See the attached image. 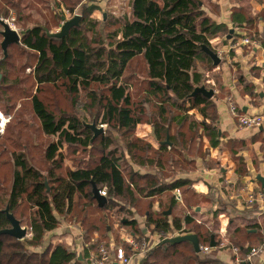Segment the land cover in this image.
Returning a JSON list of instances; mask_svg holds the SVG:
<instances>
[{"label":"trees","instance_id":"1","mask_svg":"<svg viewBox=\"0 0 264 264\" xmlns=\"http://www.w3.org/2000/svg\"><path fill=\"white\" fill-rule=\"evenodd\" d=\"M2 2L12 9L20 7L16 0ZM62 2L70 12L81 7L79 26L71 28L68 37H50L41 26L22 32L21 44L26 47V51L33 52L37 59L33 78L38 88L36 94L31 95L32 110L41 122L45 135L57 137V142L48 147L46 157L60 168L63 165L61 149L65 145H76L84 149L91 146L94 133L85 126L77 113L78 106L83 103H87V109L92 112L98 110L97 120L101 119V125L108 126L110 136L103 137L101 134L94 140L92 146L97 140L104 144L103 149L98 150L97 161L88 167L67 169L65 177H55L52 173L55 186L50 188L45 183L43 173L34 166L27 168L21 156L12 153L13 161L26 169L28 179L14 176L10 190L6 191V175L4 179L0 177V233L12 227L5 213L6 208L9 207L10 213L15 216L14 212L21 206L23 199L32 206L33 212L27 220L15 218L22 227L30 228L33 237L18 240L0 234V264H81L79 260H87L88 250L78 257L61 242H50L41 253H29L27 250L28 247L40 248L45 235L56 230L62 218L78 220L79 214L75 212L76 207L81 208V197L93 203L97 211L118 204V200H125L128 204L127 212L137 207L141 198H165L169 202L167 210L153 214L150 208L145 214L147 222L144 227L150 234L174 231L193 233L198 235L202 246H210L214 236L219 245L218 232L202 231L203 226L187 212L200 207L202 203H217L218 210L214 211L217 219L223 213L222 206L225 208L226 203L217 197L216 192H198L193 187L194 183L201 191H207V187L201 181H194L190 174L198 171V159H205L203 162L207 170L215 169V165L208 164L206 160L212 150L227 152L237 162L235 173L238 181L235 192L239 193L243 187L242 179L249 175L244 153L250 145L260 143V151L264 156V130H260L249 141L227 140L226 134L219 133L221 128L217 101L224 99V94H229L228 89L218 81L219 93L210 99L202 94L193 96V92L198 87L215 90L208 88L210 86L206 75L225 62L222 60L219 66H214L212 58L203 51L202 46L206 45L218 53L212 40L228 37L232 29L249 30L254 21L258 22L261 18L264 21V11L252 15L243 7H234L231 17L233 28H229L224 23H218L204 10L206 6L203 0H129L128 15L120 18L110 15L105 20L103 38L99 31V20L93 17L100 11L94 0L91 4L84 3L85 0ZM4 6L0 5V19L8 15ZM88 33H95L94 36H99V39L89 40ZM256 35L261 40L258 33ZM261 42L264 45V40ZM10 47H20V44H12ZM229 54H234V51ZM8 59V56L4 57L0 63L3 75L0 89L3 92L7 91L6 84L10 80ZM137 59H140L146 76L138 79L134 74L126 78L132 62ZM132 83L136 86L135 94L129 89ZM235 85L241 96L260 99L254 84L243 74L235 78ZM46 92H62L71 110L50 107L44 98ZM7 110L4 115L11 114ZM140 124L153 127L158 148L151 147L146 140L136 136ZM111 130L115 131L119 139L111 135ZM10 136L0 142V159L8 152L4 146ZM168 138L171 145L163 144ZM205 141L209 146L206 147ZM15 146L21 147L17 143ZM127 157L133 166L128 164ZM4 164L0 163V168ZM216 164L219 168V163ZM93 183L99 190H108V203L103 208L94 199ZM176 191L181 192L185 212L181 217L173 216L170 221L165 217L168 209L181 204L176 199ZM196 200L201 204L196 203ZM253 210L259 212L258 205ZM237 218L250 224L235 230L231 244L239 248L247 244L251 247L260 245L261 241L257 237L264 234V222L253 223L256 218L251 219L245 215ZM122 225L132 231L142 232L135 219L123 220ZM90 226L91 232H97L95 221ZM249 230L257 232L250 233ZM240 235H243V239H239ZM95 248L96 244L91 246V249ZM138 264L221 263L216 252L210 255L196 253L191 242L171 245L161 241Z\"/></svg>","mask_w":264,"mask_h":264},{"label":"rangeland","instance_id":"2","mask_svg":"<svg viewBox=\"0 0 264 264\" xmlns=\"http://www.w3.org/2000/svg\"><path fill=\"white\" fill-rule=\"evenodd\" d=\"M20 3L19 9H12L11 7L4 6V2L0 0V5L4 6L6 11H8V15L6 18H1L2 20H5L10 26L17 30L20 35L22 36V32H25L28 29H31L35 26H41L47 33L50 35H56L61 31L62 24V16H65L67 20H71L76 15H80L81 7H76V9L73 12H70L67 8L65 3L62 2V0H16ZM92 0H85L84 3L91 4ZM96 5L100 7V11H97L93 17L99 20L100 28L99 31L102 32V37L104 38V27H105V20L111 15L113 17H123L124 15H128L130 12L129 7V0H94ZM205 3V6L208 10L214 11L215 13L219 14L218 8L219 5L223 6L225 0H203ZM231 3H235L239 0H229ZM242 2V1H240ZM73 2L69 3L72 4ZM248 7V3H245ZM254 12V11H253ZM218 21L219 20L218 18ZM250 28V27H249ZM4 28L0 25V32H2ZM242 31V30H241ZM245 31V30H243ZM247 33H258V35L261 37V40H264V28L262 26H259L257 24V21H254L253 27L249 30H246ZM95 33H88L89 40L99 39V36H94ZM235 37H238L235 35ZM4 38L2 35H0V63L2 60H4V53L2 50V42ZM219 42H216L214 44V47L216 50L220 51L223 50V48L228 49L232 44H234L231 39L226 38H219ZM26 47H24L22 44H20V47H8V60L9 63L8 71L10 80L7 82V91L3 92L0 89V129L1 131L4 128L3 133L0 134V142L2 140L10 136V140L7 141L4 148L6 149L7 154L4 155L2 159H0V163H5L0 168V177L4 179V174L6 175V182H5V189L6 191L10 190L12 180L15 177H25L26 180L28 179L26 169L23 167H20L18 162H14L12 157V153H15V155H20L22 161H24L25 166L27 168L34 166L36 167L41 173L44 175L45 183H47V186L54 187L55 184L52 181V173L55 175V177H65L67 169L75 170L77 168L82 167H88L90 164H93L95 161H97V157L99 155L98 150L103 149V141H96V144L92 146L94 143H90V147L88 149H84L83 147L78 146H71V145H65L64 148L61 149V153L63 156V165H61L60 168L56 167L55 164L52 161H49L46 157L47 149L53 142H57V137H48L45 135V133L42 130L41 122L39 119L35 116L32 110L31 105V95L36 94V90L38 88L37 84L34 81L33 78V72L35 69V65L37 62V59L35 57V54L30 51L25 50ZM243 65H246L247 70H241L239 65H235L234 61L236 59V54H229L228 50L225 51L224 58L226 57L227 60L224 62L222 66H220V69H215L209 73H207L206 78L208 79V88H215L218 89L217 84L218 81L220 83H223L227 85L228 87L230 85H233L232 82L233 79L232 76L235 78L238 77L240 74L245 73L246 77L252 76L253 74H259V77H263L264 70L261 61L262 59L253 53H251L250 49L244 48V50L241 52V55H243ZM32 56H31V55ZM238 62V61H237ZM227 64V65H226ZM259 66H254V65ZM1 65V64H0ZM236 66V67H233ZM245 67V66H244ZM254 68V69H253ZM254 70V72L252 71ZM262 72V73H261ZM136 74V77L138 79L144 78L145 72L144 67L142 68V63L140 62V59L134 60L130 66V68L127 71L126 78L131 77V75ZM0 83L3 78L2 70L0 69ZM228 77V78H227ZM256 77V76H255ZM218 79V80H217ZM134 83V81H133ZM132 83V86L129 88L130 92L135 94L136 93V86ZM43 96V95H41ZM83 96V95H82ZM226 96H229L228 93L224 94V98ZM221 97V96H220ZM222 97V98H223ZM46 103L54 108L59 107L61 109L68 110L70 108L68 100L66 97L62 94V92H55V93H48L44 95ZM83 102V100L81 99ZM14 105V109H12V105ZM202 103V102H201ZM88 104L83 103L80 104L79 107V117L83 121V123L92 124L96 123L98 127L103 126L105 129V132L103 134V137H109L110 133L107 131L108 126L107 125H101V119L97 120V112L98 110H95L92 112V110L87 109ZM9 109L10 111H8ZM8 111L10 115H4V111ZM71 108L69 109V111ZM195 112H190L192 114ZM197 115V113L195 114ZM200 119V116H197ZM22 121L20 122V120ZM10 122V123H9ZM8 124V125H7ZM147 124L138 125L136 129V136L143 137L149 145L153 148H158L159 144L156 141V138L154 136V129L152 126H144ZM14 135V137H13ZM111 135L119 139V137L116 135L114 130H111ZM257 135V134H256ZM99 139V138H98ZM251 139V138H250ZM13 141V143L11 142ZM20 144L21 147L15 146V144ZM119 144V143H118ZM206 147L209 146L208 142L205 141ZM120 146V144H119ZM223 145H221L222 147ZM220 147V148H221ZM92 148H95L94 150ZM223 148V147H222ZM260 148V146H259ZM216 151L211 154V157L216 155ZM261 152V151H260ZM220 153H226V152H220ZM247 155H245L246 160L249 159V162L251 165L248 166L249 175L245 177L244 179L247 180L245 184H248L250 180H256L255 171L257 173H260L263 175V169H261L260 164L264 162V156L261 155L259 158L258 155H256L255 150L252 149V145H250L248 151L246 152ZM262 153V152H261ZM263 154V153H262ZM229 156V155H228ZM210 157V156H209ZM220 164L219 166L223 167L225 169H230L229 166H232L230 163H225L226 160H222V156L218 157ZM202 159H198L197 168L199 166H203V168L206 170L207 165L201 164ZM205 161V159H203ZM208 161V164L215 165L216 172L214 173V176L219 178H223L226 180V178L222 177L221 170L217 168V160L214 158H208L206 159ZM252 160V162H251ZM229 161L233 163V166H237V162L234 161L229 156ZM128 164L132 165V161L129 157H127ZM136 168V167H135ZM134 168V169H135ZM196 168V170H198ZM251 168V169H250ZM137 169V168H136ZM141 170V168H138ZM200 170V169H199ZM199 173L201 171H198ZM212 173V172H211ZM196 172L194 174H190V177L194 179V181L198 182L199 179H203V177L210 179L211 177H208L207 173H204L205 175L198 176L197 177ZM199 175V174H198ZM216 183V182H215ZM28 184V182H27ZM244 185V184H243ZM107 190V189H106ZM108 191V190H107ZM78 197V196H77ZM77 197L75 201H77ZM79 199V197H78ZM80 207H76L75 214H79L78 220L72 219V217H69L67 219L61 220V223L59 227L49 234V236L46 234L44 241L40 248L38 247H28L27 250L29 253L31 252H43L47 249L50 242L56 243L61 242L70 249H72L76 254L79 253L81 250L80 247V241H79V233H82L84 236V239L86 242H91L92 239L96 240V243L101 244L104 243L106 246H109L113 241L115 240L116 245H123L122 241V234L125 232H136L132 231L130 228L125 227L122 225L123 220H132L135 219L138 222V228L140 229L142 226L145 225L147 222V216L145 215L149 209L151 208V212L153 214L160 213L161 211L167 210L169 207V202L167 199L160 200V197H156L154 200H146L145 198H141L137 205V207L132 208V211L130 210L127 212L128 204L125 200H118V204L115 205H109L108 209H104L103 211H97L96 207L93 203H91L87 198H80ZM196 203L201 204L199 201L196 200ZM215 203L214 205H216ZM242 206V207H241ZM5 207V206H4ZM198 208H201L200 211H197ZM239 208V209H237ZM213 204H207L202 203L200 207H194L192 208L191 212H187L189 215L193 216L197 223L203 226L202 231L208 230L212 233L218 234V239L220 237L219 231L221 229V222L222 219L220 218V215L216 217L214 216V210H213ZM168 211H171L170 215H165L166 218H168L170 221H172L173 216L181 217L185 212V205L178 204L174 208L168 209ZM222 211L225 212V219L226 221H233L232 224H226L227 225V232L229 234L230 240L231 238H235V230L240 226H247L250 223L248 221H244L241 219H238V216L245 215L248 218H256V220L253 223H258L259 219L263 220L264 216L259 217L258 213L253 210V208L248 207L245 204H226V207L224 208L222 206ZM33 212L32 206L27 203L25 200L22 199L21 206L14 212L15 216L20 219L27 220L31 213ZM260 213V212H259ZM259 217V219H258ZM260 220V221H261ZM95 221V225L98 227L97 232H91V222ZM225 223V221H224ZM263 222H260L262 224ZM28 229V239H31L33 237L31 230L29 227H26ZM138 233V232H136ZM90 237V238H89ZM258 239L264 240V235L259 234ZM87 239V240H86ZM239 239H243V235L239 236ZM220 240V239H219ZM79 244V247H78ZM253 244V243H251ZM79 257V256H78ZM81 264V260H79Z\"/></svg>","mask_w":264,"mask_h":264},{"label":"built area","instance_id":"3","mask_svg":"<svg viewBox=\"0 0 264 264\" xmlns=\"http://www.w3.org/2000/svg\"><path fill=\"white\" fill-rule=\"evenodd\" d=\"M241 30L242 29H238L236 33L238 37H235L233 40H231L234 44L230 46V50L243 49L246 47L250 49L251 53H254V50L264 51L263 44L257 37L256 33L250 35L249 33L245 32L246 30ZM217 52L219 57L223 60L225 52L218 50ZM262 83V87L264 89V76L262 78ZM226 103L228 105L229 113L232 115V117L237 118L238 126L241 129L258 130L263 127V115L242 114L241 107L238 106L237 102H235L232 97H228L226 99ZM1 129L0 134L4 131V128L2 131ZM226 183V187H224V189L222 188V194H224V197H226L225 199L229 198L230 200H238V202H240L241 204H245L251 208H253L255 205L261 204L259 210L264 209V191L254 189L252 187V184L249 182L248 184L243 185L238 195H230L228 188H230L231 186L234 187L236 184H234L233 186V183H230L229 181H227ZM100 194L105 198L108 197L106 189L100 190ZM176 199L179 203L183 204V199L180 191H176ZM143 226L144 225H142V227ZM141 229V233H123L122 241L124 244L118 246L116 245L115 240H112L113 242L109 246H106L104 243L98 244L96 243L95 239H92L91 242H86L83 234L79 233L81 250L77 255L81 257V254L85 250H88L89 256L87 260L82 261L83 264H138L140 260L145 256V254L149 250L156 247L161 241L180 235H185L180 231L152 235L147 228L143 227ZM219 235L220 244L214 248L211 246L200 245L201 253L209 255L215 250L224 251L230 248L227 237V225L221 226ZM95 244L96 248L91 249V246ZM248 249L249 252L246 255L242 256L239 247H231L232 255H235L234 264H255L257 259H262V257H264V243L255 247H248Z\"/></svg>","mask_w":264,"mask_h":264},{"label":"crops","instance_id":"4","mask_svg":"<svg viewBox=\"0 0 264 264\" xmlns=\"http://www.w3.org/2000/svg\"><path fill=\"white\" fill-rule=\"evenodd\" d=\"M240 1H242V2H240ZM223 3H224L223 6L219 5V7L216 8L219 11L218 15H215L210 10H208L206 7L204 8V10L206 12H208L209 15L211 17H213L218 23H224L229 28H233L231 17H232V11H233L234 7H239V6L243 7L247 12H249L252 15H258L259 13L264 11V0H239L238 3L235 2L234 4L231 3L229 0H225V2H223ZM245 3H248L249 6L247 7ZM218 18L221 21H218ZM261 19H260V21L257 22V24L264 28V21L261 20ZM237 30L238 29L234 30V33H237ZM218 40H219V38L212 40V44L214 45L216 42H219ZM263 48H264V45H263ZM226 50H228V53H230V51H234V55L236 54L235 57H236L238 62L235 60L234 61L235 65L241 64L239 66H240V69L242 71L248 69V68L246 69V65H243V63L241 62V61H243V57L245 56L244 55L245 53H243V55H241V52L244 50V48L243 49L230 50V47H229L228 49L223 48V50H220V51H224L225 52ZM253 52H254L253 54L258 55L262 59L261 64H262V66L264 68V51H260V50L255 51L254 50ZM223 60L226 61L227 58L225 57ZM254 66H259V65L256 64ZM233 67H236V66H233ZM218 68H220V67H218ZM218 68H216V69H218ZM248 71H249V69H248ZM262 72H264V70ZM244 76L246 77L245 73H244ZM231 78L234 81V82H232L233 85H230L228 87L227 85L224 84V87L226 89H228V91H229V94H228L229 96H226L224 99H219V101H217L218 113H219V116H220V128H221L219 133H220V135L222 133L226 134L227 140L228 139H246L247 141H249V139L254 137L260 131L261 128H263V130H264V125H263V127H261L258 130H256V129H252V130L251 129L250 130L249 129H241L238 126L237 118L232 117V115L229 113L228 105L226 103V99L228 97H232L235 100V102H237L238 106L241 107L242 114L263 115V117H264V89L262 87V85H263L262 78L263 77H255L254 74L252 76L250 75V76L246 77L247 80H249L251 83L254 84L256 93L260 94V99L259 100H252L248 96H246V97L241 96L240 92L238 91V89H237V87L235 85V76L234 77L232 76ZM214 91L217 94L219 93V91H217L216 89ZM140 125H142V124H140ZM144 126H150V125H144ZM140 138L143 139V137H140ZM259 146H260V143H256L254 145L252 144V149L255 150L256 155H258V157L260 158L261 155H263V154L260 152ZM213 152H214V150L211 151V154ZM244 155H247V153L245 152ZM219 156L220 157L222 156V160H226L225 163H223V164L230 163L232 165V166H229L230 169H225L224 168L225 165H223V167H221V166L219 167V170H221L222 177L226 178V180L223 179V178H219L218 175H217V177L214 176V173L218 169H213V170H207L206 169L205 170L203 168V166H199L198 167V171H201V172L200 173L198 171L196 172V173L199 174V175L197 174V177L198 176H202L203 177L205 175L204 173H207L208 175H206V176L211 177V178L207 179L206 177L205 178L203 177V179H199L198 180L199 182L201 181L202 183H204V185H206L207 191H201L200 189H198L195 186V183H194L193 187L198 192L203 193V194H208L210 191L216 192L217 197H219V198L221 197L223 199L224 203H226V204H232V203L241 204L240 202H238V200H230L229 198L225 199L226 197H224V194H222V191H223L224 187H226V184H227L226 182L229 181L230 183H233L232 185L234 186V184H236V182L238 181V176L235 173L236 167H234L233 163L231 161H229V156H228L227 152L226 153H220L219 151H216V155L213 156V157L210 156L209 158H214L218 162L219 161V159H218ZM201 161H202L201 164H204L203 160H201ZM247 162H248V166L251 165V163L249 162V159H247ZM251 162H252V160H251ZM218 163L220 164V162H218ZM260 167H261V169H263V176H264V162L260 164ZM255 175L257 177L258 175H261V174L257 173L255 171ZM245 182H247V180L246 179H242V183L244 185H245ZM249 182L252 184V187L254 189L264 191V189L262 188V185H261V183L259 181L250 180ZM227 187H229V186H227ZM231 187L228 188L229 189L228 191H229L230 195H238L239 193L235 192V190H236L235 186L232 187V188ZM260 206H261V204H258V207H260ZM213 208H214L213 209L214 211L218 210V204H216V205L213 204ZM237 209H239V208H237ZM258 211L260 212V213L257 212L259 217L264 216V209L263 210H258ZM259 217H258V219H259ZM220 218L222 219V222H221L222 225H226V224H229V223L232 224L233 223V221H228V220L226 221L225 212L220 214ZM260 220L261 219H259V222H258L259 224H260V222H264V217H263V220H261V221ZM224 221H225V223H224ZM140 226H142V225H140ZM143 227H141V228H143ZM243 227H245V226H240L238 228H243ZM54 231H52V232H54ZM52 232L48 233V236ZM249 232L250 233H256L257 230H249ZM227 237H228V241H229V244H230V248H228L227 250H224V251L215 250L213 252L217 253L218 259H220V263L221 264H234L235 255H232L231 247H233V246L237 247V246L231 244V240H230L228 232H227ZM219 239H220V237H219ZM79 241H80V239H79ZM258 241L259 242L261 241L260 245H262L264 243V240H260L259 239ZM78 246H79V244H78ZM248 247L251 248L250 244H247V245H245V247H241L240 248V250H241L240 252L242 253V256L246 255L249 252ZM244 264H246V263H244ZM255 264H264V257H262V259H257Z\"/></svg>","mask_w":264,"mask_h":264},{"label":"water","instance_id":"5","mask_svg":"<svg viewBox=\"0 0 264 264\" xmlns=\"http://www.w3.org/2000/svg\"><path fill=\"white\" fill-rule=\"evenodd\" d=\"M200 5H202V4L200 3ZM80 20H81L80 15H76L71 20H67V18L65 16H62V24L63 25L61 26V31L56 35H50L49 33H47V34H48V36L55 37V38L68 37L71 28L79 26ZM0 24L4 28V30L1 32V35L4 38L1 47H2V50L4 53V57L6 58L8 56V47L12 44H21L22 43V36L20 35V33L17 30L13 29L10 26V24H8L5 20L0 19ZM233 34H234V30L232 29L230 31V34L227 37V39H231ZM202 49L206 54H208L212 58L214 66L217 67L220 65L222 59L219 57V55L217 53H215L212 49H210L206 45H203ZM0 79H1V76H0ZM197 94H202V95H204L210 99L214 96L215 91L214 90H207L205 87H198L193 92V96H195ZM85 126L87 128H89L94 133L93 138L91 140V143H93L94 140L98 136H100L101 134H104V132H105L104 127L103 126L98 127L96 123H92V124L86 123ZM260 130H263V128H261ZM163 144L171 145L169 138ZM256 180L261 183L262 188L264 189V176L258 175L256 177ZM46 185H47V183H46ZM93 194H94V199L97 201L99 207L100 208L105 207V205L108 203V200H107V198L101 196L100 190L97 188V186L94 183H93ZM197 211H200V208H198ZM5 213L7 215V218L11 222L12 227L10 229H5V230L1 231L0 234L10 235V236H12L18 240H24L25 238H27L28 237V229L25 227H22L20 221L17 220L12 213H10L9 207L6 208ZM170 214H171V211H168L166 213V215H170ZM186 241L191 242L193 244L196 253L201 252L199 237H198V235L193 234V233H188L185 235H180V236H176L173 238H168V239L163 240L162 243L163 244L176 245V244H180V243H183ZM210 246L213 248L217 246V243L215 241L214 236H212V238H211Z\"/></svg>","mask_w":264,"mask_h":264}]
</instances>
